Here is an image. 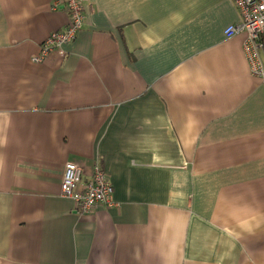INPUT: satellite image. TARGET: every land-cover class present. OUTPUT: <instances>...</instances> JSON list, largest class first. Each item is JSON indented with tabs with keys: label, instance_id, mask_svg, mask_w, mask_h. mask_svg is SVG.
I'll return each instance as SVG.
<instances>
[{
	"label": "crops",
	"instance_id": "0c3cea01",
	"mask_svg": "<svg viewBox=\"0 0 264 264\" xmlns=\"http://www.w3.org/2000/svg\"><path fill=\"white\" fill-rule=\"evenodd\" d=\"M0 0V264H264V83L231 0ZM116 205L76 211L67 162Z\"/></svg>",
	"mask_w": 264,
	"mask_h": 264
},
{
	"label": "built area",
	"instance_id": "2783aa9c",
	"mask_svg": "<svg viewBox=\"0 0 264 264\" xmlns=\"http://www.w3.org/2000/svg\"><path fill=\"white\" fill-rule=\"evenodd\" d=\"M87 0H52L53 9L67 7L70 19L63 30H57L40 45L39 52L32 57L43 62L64 43L73 41L84 24V4ZM239 9L241 21L230 25L226 35L246 32L245 50L250 62L251 73L264 83V0H231ZM84 168L76 162H67L61 183L62 195L71 199L76 211L89 213L97 205H116L113 185L99 160L93 166L90 176L84 179Z\"/></svg>",
	"mask_w": 264,
	"mask_h": 264
}]
</instances>
